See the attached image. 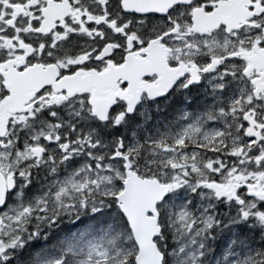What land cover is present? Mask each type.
Listing matches in <instances>:
<instances>
[{"label":"snow or ice","instance_id":"snow-or-ice-1","mask_svg":"<svg viewBox=\"0 0 264 264\" xmlns=\"http://www.w3.org/2000/svg\"><path fill=\"white\" fill-rule=\"evenodd\" d=\"M0 264H264V0H0Z\"/></svg>","mask_w":264,"mask_h":264}]
</instances>
